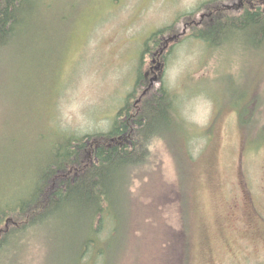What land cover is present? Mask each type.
<instances>
[{"label":"rangeland","instance_id":"rangeland-1","mask_svg":"<svg viewBox=\"0 0 264 264\" xmlns=\"http://www.w3.org/2000/svg\"><path fill=\"white\" fill-rule=\"evenodd\" d=\"M247 5L254 2L44 0L1 54L0 166L23 164L16 182L53 153L63 134L109 133L121 108L139 112L148 90L165 87L174 97L177 118L162 125L168 138L153 140L148 161L134 173L133 228L101 236L97 247L111 253L106 249L100 264H172L174 235L179 253L188 238V264H264V137L239 121L258 95L256 119L264 123V38L234 31L212 49L192 29L214 11ZM159 30L154 46L150 38ZM18 247L6 264H28L30 252L35 264H76L65 244L37 241L16 258Z\"/></svg>","mask_w":264,"mask_h":264},{"label":"trees","instance_id":"trees-1","mask_svg":"<svg viewBox=\"0 0 264 264\" xmlns=\"http://www.w3.org/2000/svg\"><path fill=\"white\" fill-rule=\"evenodd\" d=\"M250 1L254 6L247 5L237 13L214 11L212 19L193 26L195 38L208 43L212 49L221 48L227 35L234 31L250 32L254 39L264 38L261 36L264 35V0ZM43 2L0 0V57L27 31L31 14L37 12ZM163 32L159 30L150 38L154 46L160 45ZM152 46L145 44V51H150ZM259 98L254 96L243 112H239L242 127L247 129L254 124L257 138L264 137V123L256 119ZM141 103L139 112L134 114L128 105L121 108L123 117L115 121L109 133L59 132L63 134L62 140L53 142L54 151L45 156V160L30 164L28 178L16 182L23 164L12 162L0 166V178L7 176L9 181L0 184V264H6L5 258L12 245H19L14 250L18 258L19 250L25 245L32 250L37 241L43 242L46 248L53 243L69 246V262L90 264L92 258L93 264H100V255L107 250L111 253L107 247V250L97 247L101 236L108 231L119 235L123 228H133L130 188L134 173L148 161L153 140L168 138L162 125L177 118L174 97L165 87L156 89L155 93L148 90ZM187 133L186 127L184 136ZM169 141L172 142L170 138ZM185 172L182 166L179 178L184 189L182 202L188 201ZM9 184H13L16 191H12L11 186L3 196L5 191H1ZM185 214L182 217L187 220ZM173 239L172 264H183V261L188 264V238L182 253L178 252L179 238L174 235ZM112 240L113 236L110 243ZM104 243L107 245V239ZM94 249L98 251L97 258L92 257ZM29 257L32 259L28 264H35L33 252Z\"/></svg>","mask_w":264,"mask_h":264},{"label":"flooded vegetation","instance_id":"flooded-vegetation-1","mask_svg":"<svg viewBox=\"0 0 264 264\" xmlns=\"http://www.w3.org/2000/svg\"><path fill=\"white\" fill-rule=\"evenodd\" d=\"M250 3H251V2H250ZM253 6H254V5H253ZM199 25H201V23H200V24H198V26H199Z\"/></svg>","mask_w":264,"mask_h":264}]
</instances>
